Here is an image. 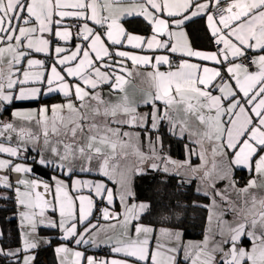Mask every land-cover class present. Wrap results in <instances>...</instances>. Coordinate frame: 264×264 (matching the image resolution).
<instances>
[{
  "label": "snow or ice",
  "instance_id": "6c2138e0",
  "mask_svg": "<svg viewBox=\"0 0 264 264\" xmlns=\"http://www.w3.org/2000/svg\"><path fill=\"white\" fill-rule=\"evenodd\" d=\"M50 250L264 264V0H0V264Z\"/></svg>",
  "mask_w": 264,
  "mask_h": 264
},
{
  "label": "trees",
  "instance_id": "16d2710c",
  "mask_svg": "<svg viewBox=\"0 0 264 264\" xmlns=\"http://www.w3.org/2000/svg\"><path fill=\"white\" fill-rule=\"evenodd\" d=\"M197 231H198V229L197 230L190 229L189 230V235L186 237V239H198L199 236L197 235ZM43 258H46L47 259L48 264H52L53 255L51 253V250L47 254H43L42 255V259Z\"/></svg>",
  "mask_w": 264,
  "mask_h": 264
}]
</instances>
